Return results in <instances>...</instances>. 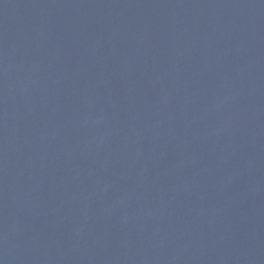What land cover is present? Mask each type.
<instances>
[{"label": "water", "instance_id": "95a60500", "mask_svg": "<svg viewBox=\"0 0 264 264\" xmlns=\"http://www.w3.org/2000/svg\"><path fill=\"white\" fill-rule=\"evenodd\" d=\"M0 264H264V0H0Z\"/></svg>", "mask_w": 264, "mask_h": 264}]
</instances>
